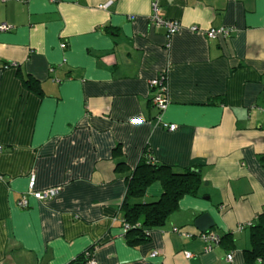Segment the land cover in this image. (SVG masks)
<instances>
[{
  "label": "crops",
  "instance_id": "crops-1",
  "mask_svg": "<svg viewBox=\"0 0 264 264\" xmlns=\"http://www.w3.org/2000/svg\"><path fill=\"white\" fill-rule=\"evenodd\" d=\"M155 3L182 26L170 47ZM221 27L233 32L204 34ZM163 73L160 113L150 82ZM0 147V264H244L264 213V0H0ZM145 153L201 168L203 184L130 245L121 207ZM32 175L58 194L30 196ZM162 194L157 182L132 202ZM209 231L235 247L205 252Z\"/></svg>",
  "mask_w": 264,
  "mask_h": 264
},
{
  "label": "trees",
  "instance_id": "trees-1",
  "mask_svg": "<svg viewBox=\"0 0 264 264\" xmlns=\"http://www.w3.org/2000/svg\"><path fill=\"white\" fill-rule=\"evenodd\" d=\"M24 83L29 90L42 94L37 80L28 78ZM126 180L127 192L121 207L122 221L128 226L125 232L128 244L137 245L148 242L153 229L165 226L169 217L178 211L183 197L198 194L203 184V175L199 167L175 172L169 166L156 164L145 153ZM157 182L163 188L160 199L152 203L132 202L143 198L147 189ZM250 243L251 248L244 252V264H264V213L250 226ZM220 244L230 250L235 247L231 234L221 236Z\"/></svg>",
  "mask_w": 264,
  "mask_h": 264
},
{
  "label": "built area",
  "instance_id": "built-area-1",
  "mask_svg": "<svg viewBox=\"0 0 264 264\" xmlns=\"http://www.w3.org/2000/svg\"><path fill=\"white\" fill-rule=\"evenodd\" d=\"M55 1V0H52ZM150 20L153 25L156 27H163L166 29V37L168 40V45L167 47H170V40L171 38L177 34L182 26L179 21L176 20H167L164 19L163 17L160 16L158 12V4L155 3L153 5V13L150 17ZM8 26L3 25L1 26L2 30H8ZM192 31H198L197 27H192ZM233 32V29L228 28V27H221L219 29H209L208 31H205L204 34L210 38V39H216L220 37H228L231 35ZM65 47V45H63ZM167 76L165 73L159 75L158 77L154 78L150 82V92L152 93V103L153 105L157 108V110L161 113L163 112L168 104L169 100L167 97ZM141 120V119H139ZM159 123L162 125V127L168 131L174 132L177 129V126L174 124H168L162 121V119H159ZM2 147H0V150ZM152 160V159H151ZM153 161V160H152ZM3 179V177L0 175V181ZM35 183H36V178L35 175H32L30 177V182H29V191L28 194L32 196L33 198L39 200V201H47L49 199H52L54 196H56L59 192L60 189L58 188H51L47 189L45 191H35ZM19 206L22 208H27L29 206V200L27 196H24L22 200L19 202ZM128 228L127 225H124V230L126 231ZM245 228V225L240 226V230H243ZM202 239L205 241V252L209 253L212 252L215 247H217L220 244L221 241V235H219L216 232L209 231L206 233H203L201 235ZM87 256H90V253L86 254ZM158 255L157 252L152 253V257H156ZM188 257H191L190 253H187ZM232 254L227 255V261L232 262ZM85 264H98L96 263L93 259H89Z\"/></svg>",
  "mask_w": 264,
  "mask_h": 264
},
{
  "label": "bare ground",
  "instance_id": "bare-ground-1",
  "mask_svg": "<svg viewBox=\"0 0 264 264\" xmlns=\"http://www.w3.org/2000/svg\"><path fill=\"white\" fill-rule=\"evenodd\" d=\"M168 131V130H167Z\"/></svg>",
  "mask_w": 264,
  "mask_h": 264
}]
</instances>
